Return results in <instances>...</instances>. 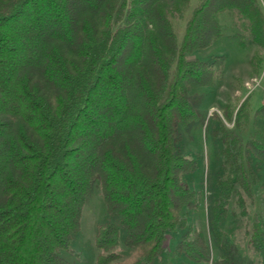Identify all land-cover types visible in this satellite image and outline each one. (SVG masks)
<instances>
[{"label":"trees","instance_id":"1","mask_svg":"<svg viewBox=\"0 0 264 264\" xmlns=\"http://www.w3.org/2000/svg\"><path fill=\"white\" fill-rule=\"evenodd\" d=\"M165 1L0 0V264H73L61 251L95 180L110 216L97 225L96 264H153L186 226L196 193L185 176L198 162L178 151L177 131L198 119L190 90L213 86L225 67L224 55H190L219 39L220 11L257 9L256 0H201L179 39ZM255 114L264 119V105ZM223 140L210 226L222 250L214 264H233L223 221L234 196L248 213L258 177L247 155L264 164V142ZM248 244L264 264V211ZM176 251L211 259L201 230Z\"/></svg>","mask_w":264,"mask_h":264},{"label":"rangeland","instance_id":"2","mask_svg":"<svg viewBox=\"0 0 264 264\" xmlns=\"http://www.w3.org/2000/svg\"><path fill=\"white\" fill-rule=\"evenodd\" d=\"M201 0H166L165 8L179 39L192 10ZM255 17L246 16L237 9H225L217 15L221 34L211 46L193 52L190 57L211 60L215 55L225 56V67L220 79L210 87H196L188 93L198 119L177 131L178 151L198 162L195 172L185 176L196 196L182 210L186 226L170 234L164 251L153 264H214L222 252L213 239L210 214L218 196V180L224 174L225 162L221 153L227 134L241 135L244 140L264 142V119L256 109L264 105V0H256ZM240 122L236 115L240 107ZM249 166L257 173L253 198L248 199V213L242 214L237 196L231 199L223 229L233 243V264H262L248 244V234L256 214L264 211V164L247 155ZM110 220L105 208L99 181L93 182L86 196L81 217V228L75 234L69 250L61 254L73 264H96L99 249L95 244L97 225ZM195 230L205 233L210 248L208 262L189 260L176 251L183 237H191ZM122 254H128L123 241Z\"/></svg>","mask_w":264,"mask_h":264}]
</instances>
